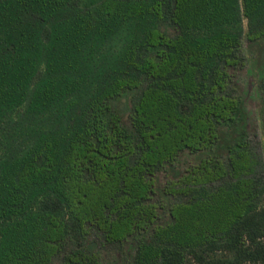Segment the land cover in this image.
<instances>
[{
	"label": "trees",
	"instance_id": "trees-1",
	"mask_svg": "<svg viewBox=\"0 0 264 264\" xmlns=\"http://www.w3.org/2000/svg\"><path fill=\"white\" fill-rule=\"evenodd\" d=\"M243 38L264 130V0H0V264H264Z\"/></svg>",
	"mask_w": 264,
	"mask_h": 264
},
{
	"label": "rangeland",
	"instance_id": "rangeland-1",
	"mask_svg": "<svg viewBox=\"0 0 264 264\" xmlns=\"http://www.w3.org/2000/svg\"><path fill=\"white\" fill-rule=\"evenodd\" d=\"M243 27L246 29L245 20ZM242 51L247 58V63L238 76L241 95L243 97L244 108L248 114V130L251 138L262 142L264 139V130L261 126V120L258 113V95L256 88V70L252 61V52L246 47L245 39H242Z\"/></svg>",
	"mask_w": 264,
	"mask_h": 264
}]
</instances>
